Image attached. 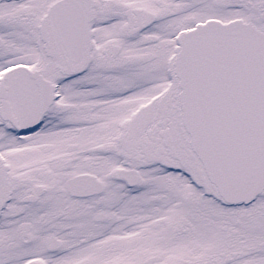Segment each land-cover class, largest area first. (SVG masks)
Masks as SVG:
<instances>
[{
  "label": "snow or ice",
  "instance_id": "1",
  "mask_svg": "<svg viewBox=\"0 0 264 264\" xmlns=\"http://www.w3.org/2000/svg\"><path fill=\"white\" fill-rule=\"evenodd\" d=\"M0 264H264V0H0Z\"/></svg>",
  "mask_w": 264,
  "mask_h": 264
}]
</instances>
